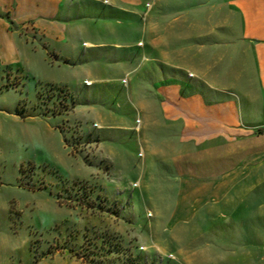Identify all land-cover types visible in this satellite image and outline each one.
<instances>
[{
	"label": "rangeland",
	"instance_id": "374dc122",
	"mask_svg": "<svg viewBox=\"0 0 264 264\" xmlns=\"http://www.w3.org/2000/svg\"><path fill=\"white\" fill-rule=\"evenodd\" d=\"M152 1L138 15L95 4L75 19L85 32L74 51L52 42L40 49L32 39L10 82L0 71V105L17 106L24 119L0 143V197L42 264H264V190L242 191L252 180L183 220L180 181L201 170L180 157L177 131L163 126L153 102L149 79L168 69L149 62L167 59L147 47ZM196 4L161 0L151 20L161 26ZM184 36L173 39L169 58L196 73L210 97L209 87L228 78L212 79L211 50Z\"/></svg>",
	"mask_w": 264,
	"mask_h": 264
},
{
	"label": "crops",
	"instance_id": "0c3cea01",
	"mask_svg": "<svg viewBox=\"0 0 264 264\" xmlns=\"http://www.w3.org/2000/svg\"><path fill=\"white\" fill-rule=\"evenodd\" d=\"M86 1L90 5L83 4ZM160 1L146 3V12L153 13L147 19V47L167 57L149 62L168 70L153 72L149 81L163 126L177 131L183 148L180 157L196 159L194 164L201 170L183 175L179 184V209L186 212L183 220L187 221L205 205L241 191L239 187L248 180L252 182L242 191L264 190V0H196L193 9L175 12L172 20L159 26L151 19ZM105 2L136 15L144 5L143 0H0V71L6 73L2 81L10 82L15 76L12 67L21 68L28 61L32 39L40 49L45 47L43 42H52L65 43L74 51L77 36L85 32L75 19ZM191 16L193 21L188 19ZM187 33L196 35L198 49L206 45L211 50L212 79L228 78L226 86L209 87L210 97L193 81L196 73L186 72L187 68L169 58L173 39L185 41ZM9 87L3 85L2 90ZM30 89L36 87L28 81ZM16 107L5 101L0 105V143L14 134L11 123H24ZM256 171L259 179L254 182ZM259 208L264 211V203ZM30 240L31 236L13 227L8 205L0 197V264L45 262L34 259L28 250ZM259 247L264 256V232Z\"/></svg>",
	"mask_w": 264,
	"mask_h": 264
},
{
	"label": "built area",
	"instance_id": "2783aa9c",
	"mask_svg": "<svg viewBox=\"0 0 264 264\" xmlns=\"http://www.w3.org/2000/svg\"><path fill=\"white\" fill-rule=\"evenodd\" d=\"M190 75H192V74H190ZM150 215V214H149Z\"/></svg>",
	"mask_w": 264,
	"mask_h": 264
}]
</instances>
